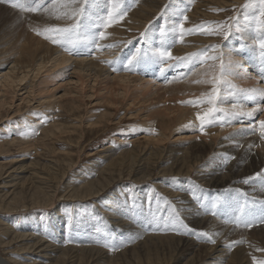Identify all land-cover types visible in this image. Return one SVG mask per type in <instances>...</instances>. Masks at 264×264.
<instances>
[{
	"label": "rangeland",
	"instance_id": "obj_1",
	"mask_svg": "<svg viewBox=\"0 0 264 264\" xmlns=\"http://www.w3.org/2000/svg\"><path fill=\"white\" fill-rule=\"evenodd\" d=\"M34 1L35 0H4V2H0V54L4 55V61L0 60L3 65L0 67V170L3 168L2 172H8V175H10H5L8 178H3L4 180H0V257L7 260L10 257H15V259L23 261V264H28L29 261L27 260L31 259L32 257L39 258V256L35 254H40V250H26V252H22L30 240L20 239L22 242L15 240V234H24L26 232L25 229H20L16 225V220L26 217L27 219L25 218V226L28 227V234H32L33 237L37 235L42 236V238L49 237L46 238L49 240L51 238L49 236V232L53 231V228L51 227L54 226V224H50V222H55L57 218H59L58 216H61L62 214L64 216L61 217L62 223L58 229L59 231L61 230L59 233L61 239H65L64 234L71 232L73 226H76V228L80 229L88 228V232L86 230L84 232L85 234L89 235V237H105L106 240V243H96L93 241V239L89 238H80L79 240L69 239L70 241L67 240L68 242L63 245V248H68V251L70 252V255L67 256L68 258L65 259L67 262L72 261L73 259L72 262L75 264H99L98 262H100V264H135L138 260L136 261L135 258H133L135 257L132 256L135 249H132V251L131 248L138 245V243H134V240L130 241L125 246L122 244L123 242H120V240L117 241V243H111L113 240L111 237H108L109 235L107 234L106 230L103 229L100 231L101 228L99 227H103L105 221L108 223L111 222L110 215H112V213H117V210H119L122 205L125 208H128L124 209L128 214L129 212H134L135 210L139 211L141 205H143L144 210H146L145 207L150 208L155 201L162 202V207L165 208L166 211L171 206H178L180 204L182 205V201L184 199L187 200V191L196 193L198 192L199 188H204L202 195L208 196L207 193L209 191L216 192L218 190L205 189L203 183L196 179V170L192 174V177H190L191 179H184L187 182L190 180L193 185L191 186L188 183V186L184 188V191L182 189L184 186L179 184L177 181H174L172 179L173 176L167 177V184L174 183V188L176 191H170L167 189V191H169L167 192L161 189L162 181L165 179V177L160 178L158 176L159 178L148 181L145 184H139L135 182V178L133 176H129L122 179V181H124L123 184H114L106 196H101L100 198L92 200L81 198L69 199L67 197V192L65 191V186H67V182L69 181L70 177L73 178L74 183L79 185L87 181L98 179V174L101 170V164L104 161H107L108 158L110 159L115 153L128 151L133 149V147H139L140 153L150 152V150L153 149V144H155V142L148 140L151 138L149 135L157 136L158 138V133H160L159 127H162L160 118L158 121L161 124L157 123L158 121L156 122L158 117L155 116V114L161 112L169 106H179L181 108L183 105V109L188 107L187 109L189 110H196L195 114L198 112L204 113L211 105L207 103L193 105L187 102L190 99L198 101L211 94L213 82L217 79L223 81L225 80L226 82L228 81L227 83H221L219 85L222 102L218 101L217 106L223 109L227 108L230 111L232 110V113L236 112L235 115L230 120H227V122H225L223 125L221 124V121H224L225 118L222 120L217 114V118L220 119L213 121V123H209L207 120H205L203 130H200L201 128L199 130L196 128H191L190 126L179 127L172 134H166L165 143L163 142V145H160L161 150H167L169 148L175 147H188L193 142H197L199 144L212 143L214 140L209 141L205 138L210 137L203 138V135L210 129H215L218 126H225L227 130L225 131L226 133L224 135H219L215 138L219 141L223 140L224 138H230L231 136L236 135L251 136L255 134V136H264V129H261L260 127V122L264 121V97H261L257 93L251 91L254 89L264 90V52L258 47L260 45V39L258 38L260 37V32L245 31L248 22H251V20H254L256 17H258L259 8H245L244 5L248 4L249 0H243V4L241 2L235 3L233 0H230L231 2H229L231 6L226 5L222 8H219L218 5H210V1H206L203 3V5H201L203 9L207 10L205 15H199V17L196 19V21L199 20L200 22L197 21L196 24L195 22L188 20L189 27H184V29H194V31L190 34L185 31L183 35L185 37L183 38L194 36L193 39L195 38L196 40H199L196 41L199 44V47L197 50L191 51V53H198V50L199 52H204L207 50L209 56L216 57L215 60L205 59L202 63L185 66V64L188 63L187 58L189 54H191L188 52V54L185 53L181 55V57L178 56L174 58H165L164 61L159 63H142L134 70L129 71L125 69V65L108 64V61H115L118 59L120 55V52L118 51H113L112 49H109L105 46L104 48L102 47L103 49L94 48L92 50L82 48L79 50L88 52L70 54L68 51L66 57H70L74 60H82V57L87 56L91 60L97 61L99 59L98 61L100 62L101 60L107 61V66L112 70L106 72V75L97 80V78L94 76V72L92 74L83 71L81 72L80 70L76 69L73 65L74 60L73 62H69L61 66H57L59 62H50L47 68L39 74L35 70L33 72H29L26 80L23 83L12 84L14 81L13 75V77L10 79V84H5L4 77L9 74L10 66L12 65L11 62L18 59L20 54L21 56L23 55L24 59L27 58V51L25 48H28V46H24L26 41V39L23 40L24 36L28 37L27 41L36 40L39 46L42 44L43 47L44 45H49L51 40L45 39L43 35H37L36 31L44 32L43 30L46 28L51 26L54 27L55 24L58 23L56 16L64 23L63 26L73 23V20L63 15L65 11H70V9L54 7L53 4L51 3V5L49 2H47V0H45V3L41 6L42 8L40 7L36 12L23 11L19 7L11 6L13 3H19L23 4L27 8L34 7L36 3L40 2V0ZM173 1L175 0H170L168 6H174L172 3ZM195 1L197 0H194V2ZM5 2H8L9 4H6ZM4 3L6 5H3ZM253 3H255V0H253ZM137 5L139 4L136 3L132 7L136 8ZM51 7H53L52 9L54 13L51 11ZM188 8L189 6L186 9L184 8L182 11H186ZM170 12L171 11H168L166 14L172 18L173 14ZM102 13L103 11H100L101 15H103ZM129 13H127V15ZM182 17L183 15L180 14L176 20L178 21L177 25L170 26L168 24L165 26V28L172 27L173 29L175 27L177 29L175 33H172L171 30H169V32L174 35V39L176 41L171 46V53L174 49L180 48V45L183 43V41H180V31L178 28V25L181 23L183 24L185 21V19L179 21ZM245 17H247V21L245 20ZM162 21V17L157 16L154 22H151V24L146 23L145 25H151L154 27V33H160V30L164 27V21ZM120 22L121 20L107 27L106 30L119 24ZM238 26H241L240 31H237ZM24 30L28 32L29 36H27ZM139 34H141L140 30H137L135 34V37H138L137 39H141ZM247 34H252L253 36L257 35L255 36L256 38L253 44H257L256 46L259 48V51L261 50L260 52L262 54L258 55V53H256L257 55L254 57L249 51L247 54V51L243 50L238 52L234 58L229 57L230 52L228 50L230 48L227 46L228 43L233 44L236 47V51L237 45L241 46L242 44H248V42H246ZM119 43L121 42L119 41ZM130 43L135 47V53L136 46L140 44V41H137L135 44H133V42ZM130 43L128 44L131 45ZM55 45L56 44L51 42L52 47H55ZM204 46H207L208 48ZM134 47H126L125 50L126 52H132ZM105 52L106 54H104ZM63 54L65 53L62 52V55ZM53 57L57 58V55ZM0 59H2V56ZM221 64L224 65L223 75L225 74L224 76H226V79L220 72ZM226 67H229L228 70ZM114 68L115 70H113ZM120 71H123L124 75L130 77L131 80L137 79L140 82H134L135 84L132 83V85L130 84L128 87L125 84L123 86L122 83H118L115 80L117 75L122 74H119ZM208 71H211L210 75L212 74L213 76L208 75V73L205 76L207 78L204 77L205 74L203 75L204 78H201L202 72L207 73ZM217 71H219V76L215 74ZM108 73H110V75H108ZM199 73L201 74V77H199ZM19 74L20 73L18 72L16 73L18 76ZM21 75L22 74H20V76ZM221 75L223 77H221ZM197 76L200 80H198ZM233 76L235 78H233ZM16 80L18 81L19 78ZM188 81H191L190 83L193 85L198 84H196V81H201L200 83L202 85L198 87V91L200 88L204 90L202 86L207 88L205 89V92H202L201 90V92L198 93L196 90V93L194 91L195 93L193 92L192 94H196L195 98H193L194 96L191 95L189 96L188 101L186 99H175L173 102H171V104L165 103L168 100L163 101V97L165 96L166 98V95L170 92V89L173 86L176 87ZM203 81L212 83H207L205 86L204 84L206 82L202 83ZM232 81L235 83H232ZM34 82L36 86H32ZM231 83L233 85L239 84L242 87H238L239 85H234V87H236L233 88ZM209 87L211 89H209ZM127 88L129 89L125 90ZM225 88V92L227 93L223 92ZM243 89H246L247 91ZM125 91L127 92L125 93ZM200 93L201 95H204L201 96ZM196 97L200 98L196 99ZM73 104L75 105V109L73 108ZM235 104L242 108L236 109L237 111H235L232 109L233 105L236 106ZM189 106L191 108H189ZM67 107H72L75 110V113L68 114L65 109ZM59 111H61L60 114ZM55 123H57L59 126L54 128L53 125ZM172 130H170V132ZM167 137H169V139H167ZM23 140L30 141L31 143L24 142ZM148 142L151 144L148 145ZM155 146L156 147H154V149L157 150L159 145ZM143 149L145 150L143 151ZM69 165H71L73 168L66 177L63 186L57 191V194L54 192V190H50V192L44 191L39 195H34L31 190L25 189V191L20 190L17 192L16 197L20 198L16 202L13 201L14 197L12 196L5 199L6 195L4 193L13 191L11 188H9L11 185H13L12 182L20 180L22 185L24 184V186L28 188L34 183V181H36L33 177L34 172H39V169H41L43 166H54L53 168L63 171L64 169H67V166ZM168 165L171 166L172 163H169ZM168 178L172 180H169ZM2 182H5L4 186L6 188H1ZM179 188L181 190H179ZM229 190L232 189L230 188ZM178 192L179 194L183 195V200L182 197L177 196L178 194L176 193ZM142 193L146 194V196H144ZM51 197H54L53 204H51L52 206L50 205L41 207L39 209H31L33 207L31 204L33 202L44 200L47 201ZM142 199L145 202L139 203ZM248 199L251 200L250 197L245 196V200L242 199V202H246ZM179 200L181 201L179 202ZM239 200L240 198L237 196L235 197L234 201L238 203ZM112 203H114V205H112ZM201 203L203 205V202ZM236 204L234 206L232 203L233 209H237L241 212V209L236 208ZM218 205L219 204H217L214 209L212 208L216 214L218 212L216 211L218 209ZM252 206L256 207L258 210H254L256 215L262 211L264 212L263 201L259 204H257V202L252 203ZM17 207L19 208L15 212H10L15 210ZM233 209H231V211H233ZM32 212L37 213L31 214ZM87 217L89 218L88 222L91 224V230L89 229V225L86 222ZM92 218L98 219L100 222L104 223L102 225H94ZM117 218L118 217L113 218L114 221H112V223L114 227H118V221L115 220ZM149 225L150 224L148 223V226ZM262 225H264V223H262ZM262 225L259 222H256L253 225L254 227H247V229L244 230H247V232L250 233L252 230L261 227ZM8 228H10L12 231H15L16 233H10L7 231ZM44 228H46V231L44 234H41V232L44 231ZM187 229L191 231V228H189L188 225ZM74 231L76 236H78L77 233H81L80 230L74 229ZM117 231L119 230H116V232ZM151 236L154 239L150 238L146 240L145 243L147 249L151 251L156 248H162L160 247L162 244L166 245L164 242L158 243V239L161 238V236L162 238L170 237L168 234H163L161 232L147 233L145 237L148 238ZM144 240L145 239H142L141 242ZM9 241H13V245L10 247V249H7V247H4V242ZM33 244L34 243L31 245ZM106 244L109 246H105ZM112 245L114 246L111 247ZM171 245L174 247L173 242L170 244V246ZM93 247L99 251H105V255L108 257L104 258L100 255V257H102L100 258L98 257L99 255L96 256L98 252L96 253V250H94ZM128 247L130 248L127 249ZM83 251H85L87 254H84ZM124 251L126 252L122 253ZM120 253L124 255L122 256ZM23 254L26 255L23 256ZM136 254L138 259V254L140 253L138 252ZM174 255L175 249L173 248L170 250L160 249L158 255L152 256L151 260L154 262L153 264H174L176 262L174 261ZM58 259L59 255H57L56 260H54V263L52 264H55ZM92 261L95 262L93 263ZM43 263L49 264L48 262ZM136 264H149V262L145 259H142Z\"/></svg>",
	"mask_w": 264,
	"mask_h": 264
},
{
	"label": "bare ground",
	"instance_id": "obj_2",
	"mask_svg": "<svg viewBox=\"0 0 264 264\" xmlns=\"http://www.w3.org/2000/svg\"><path fill=\"white\" fill-rule=\"evenodd\" d=\"M35 1H38V0H35ZM206 1H210V5H215V6L218 5L219 8L220 7L222 8L226 5H230V2H231L230 0H197L195 2H194V0H175L172 2L174 4V6H172V5L168 6L170 0H135L134 4L138 3L139 5H137L136 8L131 7L130 10L128 11V13L129 12H131V13H129L127 16H125L124 19L121 20V22L119 24H117V25H115V26H113L107 30L104 29L105 34H106V39L99 41V45H100L99 48H102V47L104 48V46L107 47V45H109V44L113 45V47H108V48L112 49L113 51L120 52V55H119L118 59H116L115 61H112L115 63L110 64L109 63L110 61H108V64L109 65H125L127 59L134 53V50H135V47L130 42H133V44H135V43H137V41H140V44H138L136 46V50H137V48H141L145 52H151L152 50L160 47L159 32L154 33V31H155L154 27H152L151 25H145L146 23L151 24V22H154V20L157 16L162 17V19L164 21L163 29L169 34V37H168L169 39H174V35L169 32V30H171L172 27L165 28V26L168 24L170 26L177 25L178 21H176V20L178 19L180 14L183 15V17L179 21H182L185 16L188 18L183 22V26L185 28L189 27V21H193L197 24V21H199V20L196 21V19L199 17V15H201V16L205 15V13L207 11L201 7V5H203V3H205ZM233 1L235 3H237V2L242 3L243 2V0H233ZM5 3L9 4L8 2H5ZM5 3L3 5H6ZM106 6L108 7V5L104 3V0H101L100 9L102 10ZM188 6H189V8L186 11H182L184 8L186 9ZM173 7H175V8H173ZM52 8L53 7H51V9ZM51 11H53V9ZM168 11H171L170 13L173 14L172 18L170 16H167L166 13ZM53 13H54V11H53ZM102 14L104 15V12ZM54 18H53V21H54ZM56 20L58 21V23L55 24L54 27H66L69 25L68 24L66 26H63L64 23L57 16H56ZM162 22H161V24H162ZM170 23H172V24H170ZM50 25H54V24H50ZM51 27H53V26H51ZM137 30H140L141 34L146 33V35L144 37H142L141 34H139L141 39H137L138 37H135ZM24 31L27 34V36H29L28 32L26 30H24ZM35 33H34V35H35ZM49 34H51V33H49ZM251 35L247 34V37H246L247 41L246 42H248V44L247 45L242 44L241 46L237 45L236 51H235L236 47L233 44L228 43L227 46L230 48L228 50L230 52L229 57L234 58L238 54V52L243 51V50L247 51V54L249 51L250 53H252V55L254 57H256V55H257L256 53H258V55L262 54L260 52L261 50L259 51L260 46H258L259 47L258 48L256 46L257 44L256 45L253 44V42L256 38L255 36H257V35H255V36H253V35L251 36ZM183 37H185V36H183ZM193 37L194 36H190L188 38H183V43H182V45H180L181 47L173 50V52H172L173 57L172 58L178 57V56L181 57V55H183L185 53L188 54V52L191 53V51L197 50V48L199 47V44L196 41H199V40H196L195 38L193 39ZM25 39L27 41L28 37L24 36L23 40H25ZM26 41H25L24 46H28V48H25V50L27 51V58L24 59L23 55L21 56V54H20L18 59L11 62L12 65L10 66L9 74L4 77V83L5 84H10V79L13 77V75H14V77H13L14 81L12 84L23 83L26 80L29 72H33L35 70L39 74L40 72L44 71L47 68V66L50 64V62H54V63L59 62L57 66H61V65L67 64L69 62H73V60H74V59H71L70 57H66L68 51H66L63 47H61L59 45H55V47H52L51 42H50L49 45H44L42 47V44L40 43V41H39V43L41 44L40 46L36 40H32V41L28 40L27 42ZM119 41L121 43H119ZM127 41L131 45H129L127 43ZM202 45H204V44H202ZM209 45H210V43H209ZM131 46L134 47L133 51L132 52H130V51L126 52L125 48L131 47ZM35 47H37V48H35ZM204 47H207V46H204ZM82 48H87L88 50L94 49L91 45H81L79 47V49H82ZM95 49H97V48H95ZM224 50H225V48H224ZM101 51H103V50H101ZM62 52H64L65 54L62 55ZM197 52H199V50ZM226 53H227V51H226ZM104 54H106V52ZM56 55H57V58H54L53 56H56ZM1 56H2V59H0V60L4 61V55L0 54V58H1ZM244 57H245V55H244ZM248 57L251 58L250 56H248ZM248 57H247V59H248ZM261 57H263V56H261ZM82 58H83L82 60H77V59L74 60L73 65L75 66V68L80 70L81 72L83 71V72H88V73H92V74L94 72L95 73L94 76L97 78V80L102 78L104 75H106L107 74L106 72L112 70L110 67L107 66V64H106L107 61L101 60V62H100V61H98L99 60L98 58H96V59H98L97 61L91 60L87 56H84ZM253 59H256V58H253ZM245 60H246V58H245ZM236 61H238V60H236ZM243 61H244V59H243ZM224 65H225V63H224ZM1 66H3V65L0 62V67ZM254 67H255V65H254ZM228 68L226 67L227 70H228ZM17 72L22 74V75L21 76H20V74H19V76L16 75ZM195 72H198V71H195ZM210 73H211V71H208L207 73L202 72V77H201L200 73L198 75H200L199 77L204 78L207 74L210 75ZM218 73H219V71H217L215 74H217V76H219ZM119 74H121V75H117L115 80L118 83L119 82L122 83L123 86L125 84L128 87L130 84L132 85V83H134V82L135 83L140 82L137 79L131 80L130 77H127L126 75H124L123 71H120ZM108 75H110V73H108ZM203 75H204V77H203ZM222 75H221V77H223L225 74L223 76ZM199 77L197 76L198 80H200ZM225 77L226 76H224V78ZM17 78H19L18 81L16 80ZM205 78H207V77H205ZM233 78H235V77L233 76ZM34 79H36V78H34ZM150 79H151V77H150ZM216 79H217V77H216ZM195 80H197V79H195ZM233 81H232V83H235ZM190 82L189 81L185 82L184 84L176 86V87L173 86L170 89V92L168 94L165 91L167 95H166V98H165V96L163 97V101L168 100L165 103L171 104V102H173L175 99H177V100L178 99H186L188 101L189 96H191V95L194 96L193 98H195L196 94L194 95L192 93L194 91L196 92V90L198 91V87L201 86L202 84L201 83L197 84V82H196L197 85H193ZM205 82L206 81H203L202 83H205ZM207 83L208 82H206L204 85L206 86ZM211 83L212 82H209L208 84H211ZM234 85L237 86L239 84H234ZM234 85L232 84L233 88L236 87V86L234 87ZM32 86H36L35 82L32 84ZM240 86L241 85H239L238 87H240ZM195 87H197V88H195ZM262 87H263V85H262ZM202 88L204 90H202L200 88L198 93L201 92V90H202V92L203 91L205 92V89L207 87L204 88L202 86ZM128 89L129 88H127L125 90H128ZM209 89H211V88L209 87ZM236 90H239V89H236ZM243 90H246V89H243ZM225 91H226V88L223 92H225ZM126 92L127 91H125V93ZM238 92H241V91H238ZM125 93H124V95H125ZM225 93H227V92H225ZM234 94H235V92H234ZM200 95H201V93H200ZM203 95H201V96H203ZM223 97H224V95H223ZM242 97H244V96H242ZM197 98H200V97H196V99ZM191 100H193V99H190L189 101H191ZM62 105H64V104H62ZM238 105H242V104H238ZM74 106L75 105L73 104V108H74ZM182 107L180 108L179 106H176V107L169 106L166 109L162 110L161 112L155 114V116L158 117L156 119V122L160 118V120L162 122V127L158 126L160 128V133H158V138H157V136L149 135L151 138H149L148 140L155 142V144H153L154 147H156L155 145H159L157 150H155L153 147V149L150 150V152L146 151L147 153H145V152L140 153L139 147H133V149H131V150L113 154L110 159L108 158L107 161H104L101 164V170L98 174V176H99L98 179L87 181V182L81 183L79 185V184L74 183L73 178L70 177L69 181L67 182V186H65V191L67 192V197L69 199L81 198V199H88V200L91 199L92 200V199L100 198L101 196L102 197L106 196L109 193V191L112 189V186L114 184H117V185L123 184L124 181H122V179L125 177H129V176L130 177L133 176L135 178V182L139 183V184H145L146 182L154 180L156 178H159V177L164 178L165 177V179L162 181L161 189H163L164 191H167V189L170 191H176V189L174 188L175 187L174 183L167 184V177L173 176L172 179L174 181H177L179 184L184 186V187H182V189L184 191L185 190L184 188L188 186V183H189V185L193 186L192 182L190 180H188L189 182H187L184 179H186V178L189 179L190 177H192V174L196 170L195 171L196 179H198V181L203 183L205 189L218 190V191H216V192H214V191L210 192L209 191L207 193L208 196L207 195L205 196V195H202V191L204 190V188H199L198 192H196V193H193L191 191H187V189H186V191L188 193V196L186 197L187 200H185L183 198V195L179 194V192H178V193H176V194H178L177 196L182 197V200L184 199L182 201L183 204L178 205L179 208L177 205L171 206L166 211H165V208L162 207V202H157V201L153 202V204L150 208L145 207L146 210H144L143 205H141L139 211L135 210L134 212H129V214L127 213L126 210H124V209H128V208H125L122 205L121 208L119 210H117V213L111 212L112 213V215H110L111 216V218H110L111 222L108 223L107 221H105L104 226L99 227V228H101L100 231L103 229L106 230L107 234L109 235L108 237H111L113 240L111 243H117V241H119V240L121 243L123 242L122 244L124 246L133 240H134V243H138V245L131 248V250L135 249V251L132 250L133 255L130 254L132 256H135L133 258H135L136 261L138 260L137 262H140V260L145 259L149 262V264H153L154 262H152L151 257L157 256L158 253L160 252V249L170 250L173 248V249H175L174 261H176L174 264H259V262L264 261V225H262V223L259 222L261 219L264 218V213L260 212L258 215H255L252 212V213L248 214V215L254 217L256 219V221L262 225L261 227H258V228L255 227L256 229L252 230V232L249 233V232H247V230H244V229H247V227H240V226H237L234 224L236 216L238 217L241 212L238 211L237 209H233L232 203L235 206V204L237 202H235L234 200H235V197H237V196H238V198H240L241 201H242V199L245 200L244 196L250 197L251 200L248 199L249 202H247V205H249L250 202L251 203L257 202V204L261 203L262 201L264 202V185H262L260 183V178L256 176L257 173L264 172V136H259V135L255 136V134L251 135V136L236 135V136H231L230 138H224L223 140L219 141L218 139H215V138L218 137L219 135H224L226 133L225 131H227V130H226L225 126H218L215 129H210L208 132H206L203 135L204 136L203 138L210 137L211 139L205 138L209 141L214 140V142H212V143L210 142L211 144L210 143L209 144H203V143L199 144L197 142H195V143L193 142L188 147L184 146L183 148L175 147V148H169L167 150H161L160 145L161 144L163 145V142L165 143V139H166L165 137H166L167 133L172 134L175 130H177V128L184 127V126H190L191 128H196L198 130L201 128L200 120L197 119V116L195 114L196 110H194V109L189 110V109H187L188 107L183 109ZM221 107H223V106H221ZM226 107H228V106H226ZM60 108H62V107H60ZM68 108H69V110H68ZM73 108L67 107L65 109L68 112V114H74L75 108L74 109ZM189 108H191V107L189 106ZM240 108H242V107H239L237 105L232 106V109H234L235 111H237L236 109H240ZM65 109H64V111H65ZM227 111L232 113V110L230 111L227 109ZM60 112L61 111H59V114H60ZM62 112H63V110H62ZM200 112H202V111H200ZM201 114H203V113H201ZM218 115L221 118L220 114H218ZM58 116H60V115H58ZM220 118H217V119H220ZM222 120H224V119H222ZM225 121H227L226 118L224 121H221V124L224 125ZM157 123L161 124L159 121ZM211 123H213V122H211ZM57 126H59L57 123H55L53 125L54 128ZM221 127H224V128H221ZM170 130H172V131L170 132ZM47 132H49V131H47ZM169 137H167V139H169ZM195 137L197 138L196 135H195ZM195 137H193V138H195ZM23 141L27 142V143H31L30 141H26V140H23ZM195 141H196V139H195ZM137 143H139V142H137ZM147 144L150 145L151 143L148 142ZM144 150L145 149H143V151ZM169 163H172V165L169 166L168 165ZM53 167L54 166H43L41 169H39V172H37V171L34 172L33 177L36 181H34V183L32 185H30L28 188L25 187L24 184L22 185L20 180L12 182L13 185H11V187H9V188H11V190H13V191L5 192L4 193L6 195L5 199L12 196V197H14L13 201L16 202L20 198V197H16L17 192L20 190L25 191V189L31 190L34 193V195H36V194L39 195V194L43 193L44 191L50 192V190H54V192L57 194V191L60 190V188L63 186V184L65 183L66 177L68 176L69 172L72 170L73 167L71 165H69V166H67V169H64L63 171L57 170ZM162 167H164V168H162ZM95 168H97V167H95ZM2 170H3V168L0 170V180H2L3 178L7 179L8 177H6L5 175H8V172L3 173ZM133 174H137V175H133ZM8 176H10V175H8ZM248 177H255V179L249 183H245L244 181ZM172 179H169V180H172ZM1 184H2L1 188H6L4 186L5 182H2ZM77 186L80 188H78ZM230 188L232 190H229ZM179 190H181V189L179 188ZM167 192H169V191H167ZM242 194H244V196ZM143 195L146 196V194H143ZM162 197H163V195H162ZM53 198L51 197L47 201H45V200L44 201H35L31 204V206H33L31 209H33V208L39 209L41 207L50 206L51 204H53ZM167 198H168V196H167ZM59 200H61V199H59ZM142 200L139 203L145 202L144 200L143 201ZM180 201L181 200H179V202ZM46 202H47V204H46ZM201 202H203V205ZM114 203H112V205H114ZM215 203L219 204L218 209L216 210V211H218L216 214V219H215V215L212 214V211H213L212 206L217 205ZM244 203H245V201H244ZM18 208L19 207L15 208V210H12L10 212H15ZM102 209H104V208H102ZM231 209H233V211H231ZM34 213H37V212H32L31 214H34ZM94 214H96V213H94ZM63 216L64 215L61 214V216H58L59 218H57V220L55 222L54 221L50 222V224H54V226L51 227V228H53V231L49 232V236L51 237L49 240L46 239L49 237L42 238V236H40V235L33 237L32 234H28L29 233L28 232L29 230H27L28 227L25 226V223H26L25 220L27 219L26 217H22V218H19L18 220H16V225L20 229H25L26 232L24 234H20V233L15 234V240H18V242H22V240H20V239L30 240L28 242V245L22 250V252H26V250H33V251L34 250L35 251L40 250V252H39L40 254H35V255L39 256V258L38 257L37 258L32 257L31 259L27 258L28 259L27 261H29L28 264H44L43 262H48L49 264H52V263H54V260H56L57 255H59V259L56 261L55 264H72V263H74V262H72L73 259H72V261H68V262L65 260L66 258H68L67 256L70 255L68 248H63V245L68 242L67 240H69V239L70 240H73V239L79 240L80 238H89V239H93V241L96 243H104L106 241L105 237L104 238L103 237L102 238L101 237H95V238L89 237V235L85 234V232H84L85 230L88 232V228H81L80 229V228H76V226H73V228L75 230L81 231L80 234L77 233L78 236H76V233H75L74 229L72 228L71 232L64 234L65 239L64 238L61 239L60 235H59L61 230L59 231L58 229L60 228V224L62 223L61 217H63ZM114 217H118L117 219H115L118 221L117 222L118 227H114V225L112 223V221H114L113 220ZM177 217H178V219H176ZM88 219L89 218L87 217L86 222L88 223L89 229L91 230V224L88 222ZM92 221H94V225L95 224L102 225L104 223V222H100V220L95 219V218H92ZM181 222L185 225H188V227L191 228V231H189L188 229L186 230L184 227H182ZM148 223L150 224L149 226H148ZM257 225H258V223H257ZM86 226H87V224H86ZM116 230H119V231L116 232ZM7 231H9L10 233H16L15 231H12L10 228H8ZM45 231H46V228H44V231H42L41 234H44ZM154 232L155 233L161 232L163 234H168L170 237H167V238L163 237L162 238V236H161V238L158 239V243L164 242L167 246L162 244L160 246L162 248H156V249L151 251V250L147 249L145 243H146V240H148L150 238H152V239H154V238L152 236L146 238L145 236L147 233H154ZM201 232L207 233L208 236L211 237V239L215 240V243L209 242L207 237H202L200 235ZM142 239H145V240L141 242ZM164 239H166L168 241H166ZM114 240H115V242H114ZM151 241H153V240H151ZM172 242L174 244V247H173V245L170 246V244ZM32 243H34V244L31 245ZM149 243L151 245L150 240H149ZM12 245H13V241L4 242V247L5 248L7 247V249H10V247ZM113 246L114 245H112L111 247H113ZM129 248L130 247H128L127 249H129ZM72 249H74V248H72ZM86 249H87V247H86ZM93 249L96 250L95 251L96 253L98 252L96 256L99 255L98 257H100V255H101L104 258L108 257L107 255H105V251H101V250L99 251L95 247H93ZM127 249H126V251H127ZM126 251H124L122 253H125ZM83 252H84V254L86 253L85 251H83ZM92 252H94V251H92ZM138 252L141 255L138 254L139 257L137 259L136 253H138ZM13 254H15V253H13ZM32 254H34V253H32ZM24 255H26V254H23V256ZM80 255H82V254H80ZM100 258H102V257H100ZM69 259H70V257H69ZM92 260H96V259H92ZM111 260H112V258H111ZM126 261H128V260H126ZM98 263L100 264V262H98ZM0 264H23V261L15 259V257H10L8 260L0 257ZM101 264H103V263H101Z\"/></svg>",
	"mask_w": 264,
	"mask_h": 264
},
{
	"label": "snow or ice",
	"instance_id": "obj_3",
	"mask_svg": "<svg viewBox=\"0 0 264 264\" xmlns=\"http://www.w3.org/2000/svg\"><path fill=\"white\" fill-rule=\"evenodd\" d=\"M4 2V0H0ZM47 2L52 3L54 7H60L64 9H70V11H65L63 15L67 16L69 19L73 20V23L66 27H50L46 28L44 32L37 31V35H43L45 39H50L53 44L63 47L70 54H79V47L81 45H91L93 48H99V41L106 39V34L104 29L123 20L127 16L128 11L132 6H134L135 0H104V3L108 5L105 9H100L101 0H47ZM45 0H40L36 3L34 7H25L23 4L13 3V7H19L23 11L36 12L43 4ZM245 8L248 7H258L259 13L251 22H248L245 31H259L260 32V48L264 51V0H249V3L244 5ZM100 11L104 12V15L100 14ZM186 20L187 17L185 16ZM247 21V17H245ZM180 31V41H183V35L185 31L189 34L194 31V29L185 30L183 24L178 25ZM176 28L171 29L172 33L176 32ZM241 30V26L237 27V31ZM51 33L52 35H49ZM146 33H142L141 36L144 37ZM160 36V47L152 50L151 52H145L141 48H137L136 52L133 53L125 63L126 70H134L137 66L142 63L154 62L159 63L164 61L165 58H172L171 46L176 42L175 39H169V34L162 28L159 33ZM107 47H113L109 44ZM205 59L215 60V56H209L207 50L204 52L191 53L188 57V63L185 66L194 65L196 63H202ZM110 64L115 62L110 61ZM115 70V68L113 69ZM224 72V65L221 64V73ZM200 83L201 81H196ZM221 83H227L226 81L216 80L213 82V88L211 94L207 97L202 98L198 101H188L187 103L198 105L207 103L211 105L207 111L203 114L197 113V119L201 121V130H203L204 122L207 120L209 123L217 119V114H220L221 119L227 118L230 120L235 113L226 111L223 108L217 106V102H222L220 95ZM257 93L261 97H264V90H251ZM184 103V102H182ZM250 115V113H249ZM227 122V121H225ZM261 129H264V121L260 122ZM257 177L260 178V183L264 185V172L257 173ZM255 177H248L245 179V183L253 181ZM216 206L213 205L214 209ZM243 205L241 206V213L236 220L237 226L243 224L245 227H251L256 223V219L243 212ZM215 215V211H212ZM178 219V217L176 218ZM259 222L264 223V219ZM182 227L187 230V225ZM201 236L207 237L209 242L215 243V240L211 239L207 233H200ZM109 246V245H105ZM255 259V258H254ZM259 264H264V261L259 262Z\"/></svg>",
	"mask_w": 264,
	"mask_h": 264
}]
</instances>
